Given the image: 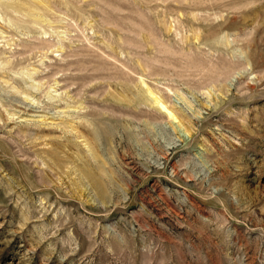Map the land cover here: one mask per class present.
<instances>
[{"label":"rangeland","instance_id":"obj_1","mask_svg":"<svg viewBox=\"0 0 264 264\" xmlns=\"http://www.w3.org/2000/svg\"><path fill=\"white\" fill-rule=\"evenodd\" d=\"M31 1L0 0V264H264V0Z\"/></svg>","mask_w":264,"mask_h":264},{"label":"bare ground","instance_id":"obj_2","mask_svg":"<svg viewBox=\"0 0 264 264\" xmlns=\"http://www.w3.org/2000/svg\"><path fill=\"white\" fill-rule=\"evenodd\" d=\"M34 3H35V0H32L30 6H23L22 4H18V3L17 4H15V3L11 4L10 3L9 6L13 7L14 9L20 10L21 12L22 11L25 12L26 14H28L29 16H31L34 19H39L41 17V15L39 14V12L37 10V8L39 6L34 5ZM9 9H11V8H9ZM42 20L44 21L43 18H42ZM141 81L144 84V87H145L144 88V94L148 98V100H150L155 106H157L165 114V116L172 123H174V126H180L179 125V124H181L180 123V119L178 118V116L176 115L174 110L170 107V105H168L159 95H157L155 93V91L144 82V80L142 78H141ZM40 121L42 123H46L45 116H41V120Z\"/></svg>","mask_w":264,"mask_h":264}]
</instances>
